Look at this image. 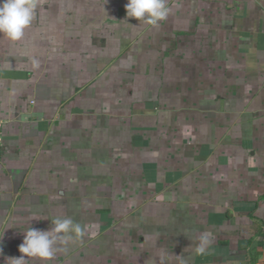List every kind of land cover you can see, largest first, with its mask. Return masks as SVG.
<instances>
[{"label": "crops", "instance_id": "1", "mask_svg": "<svg viewBox=\"0 0 264 264\" xmlns=\"http://www.w3.org/2000/svg\"><path fill=\"white\" fill-rule=\"evenodd\" d=\"M126 3L37 0L0 36V264L56 218L84 236L26 264H264V0Z\"/></svg>", "mask_w": 264, "mask_h": 264}, {"label": "clouds", "instance_id": "2", "mask_svg": "<svg viewBox=\"0 0 264 264\" xmlns=\"http://www.w3.org/2000/svg\"><path fill=\"white\" fill-rule=\"evenodd\" d=\"M36 7L37 0H0V36L9 41L23 38L25 30L34 20ZM170 11L166 0H127L125 4L126 18L147 20L151 24L166 20ZM42 218L45 217L37 214L31 220ZM51 224V229L47 231L26 227L23 240L18 246L21 255L8 257L9 264H26L27 258L47 261L56 255L54 244L60 234H63L65 244L73 238V234L77 238L85 234V229L71 218H56L51 220ZM209 244V238L202 234L195 245V251L204 253Z\"/></svg>", "mask_w": 264, "mask_h": 264}, {"label": "built area", "instance_id": "3", "mask_svg": "<svg viewBox=\"0 0 264 264\" xmlns=\"http://www.w3.org/2000/svg\"><path fill=\"white\" fill-rule=\"evenodd\" d=\"M1 139H2V125L0 123V143H1Z\"/></svg>", "mask_w": 264, "mask_h": 264}]
</instances>
